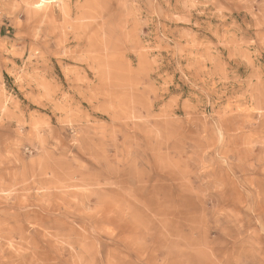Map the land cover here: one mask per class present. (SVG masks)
<instances>
[{"label": "rangeland", "instance_id": "1", "mask_svg": "<svg viewBox=\"0 0 264 264\" xmlns=\"http://www.w3.org/2000/svg\"><path fill=\"white\" fill-rule=\"evenodd\" d=\"M32 251L264 264V0H0V264Z\"/></svg>", "mask_w": 264, "mask_h": 264}, {"label": "bare ground", "instance_id": "2", "mask_svg": "<svg viewBox=\"0 0 264 264\" xmlns=\"http://www.w3.org/2000/svg\"><path fill=\"white\" fill-rule=\"evenodd\" d=\"M23 207V206H22ZM42 212V211H41ZM35 250V249H34ZM32 253H33V256H32V260H31V257L28 259V258H24L25 259V262H27V264H31V263H29L30 262V260H31V262L33 263V264H37L38 262H44V263H46V264H49L46 260H45V258L43 257V255H41V254H39L38 252H35V251H32ZM87 253V252H86ZM86 255V254H85ZM96 256V255H95ZM95 258H97V257H95ZM23 259V260H24ZM75 259H76V257H75ZM88 260V258L86 259V257L84 256V261H80V263L81 264H87V261ZM24 262V263H25Z\"/></svg>", "mask_w": 264, "mask_h": 264}]
</instances>
